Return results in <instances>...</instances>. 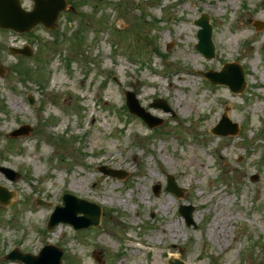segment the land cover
Returning <instances> with one entry per match:
<instances>
[{"label":"rangeland","instance_id":"374dc122","mask_svg":"<svg viewBox=\"0 0 264 264\" xmlns=\"http://www.w3.org/2000/svg\"><path fill=\"white\" fill-rule=\"evenodd\" d=\"M70 3L75 11L51 31L0 29V165L20 174L0 172L13 193L0 204V264H24L4 258L14 247L38 253L48 243L62 248L63 264H264V25L255 26L264 0ZM202 12L214 24L212 59L195 48ZM25 46L30 56L10 52ZM226 62L244 67L243 93L196 73ZM125 90L162 123L150 128L125 109ZM155 98L174 113L150 106ZM224 112L237 135L212 132ZM24 123L28 135H9ZM168 174L181 197L164 189ZM65 192L101 204V225L48 231ZM182 204L195 206L196 228Z\"/></svg>","mask_w":264,"mask_h":264},{"label":"water","instance_id":"95a60500","mask_svg":"<svg viewBox=\"0 0 264 264\" xmlns=\"http://www.w3.org/2000/svg\"><path fill=\"white\" fill-rule=\"evenodd\" d=\"M68 8L67 0H35L33 10L28 11L22 7L20 0H0V27L13 28L17 31H30L38 23H43L46 27L55 26L61 11ZM208 14L203 13L202 16L195 20V24L200 28L197 32L198 43L195 45L197 50L202 52L207 58L215 55V44L212 39L213 27L210 23ZM24 54H30L28 49H13ZM214 84H227L233 91L242 92L245 89L246 81L244 69L236 63H227L221 71L201 72ZM128 105L130 110L141 115L151 125H159L162 120L152 116L145 111L139 104L133 92H127ZM152 106L162 107L170 110L168 104L163 99H156ZM231 122L224 117L218 126L213 129L214 133H236L237 126L230 127ZM30 126L26 125L12 133V135L27 134ZM8 176L15 179L18 175L9 168L0 167ZM105 172L111 175H122L120 170L106 169ZM167 190L181 194V188L176 184L173 176H169ZM11 193L6 188L0 186V202L2 204L9 203ZM64 206H57L55 212L51 216L49 228H53L58 222H69L77 228L88 227L90 225H98L101 219V208L93 202L80 199L71 194L64 195ZM193 206H182L180 212L185 216L188 224L193 223L192 212ZM82 212V216L78 213ZM63 251L54 245H45L39 252L34 255L31 253H22L19 249H15L6 257L25 262L26 264H62ZM172 264H185L182 260L172 259Z\"/></svg>","mask_w":264,"mask_h":264},{"label":"bare ground","instance_id":"6f19581e","mask_svg":"<svg viewBox=\"0 0 264 264\" xmlns=\"http://www.w3.org/2000/svg\"><path fill=\"white\" fill-rule=\"evenodd\" d=\"M220 223H221V220H217V219L214 220V222L212 224V226L214 227V231L219 226ZM214 235H216V234L214 233ZM219 238H220V236H219Z\"/></svg>","mask_w":264,"mask_h":264}]
</instances>
